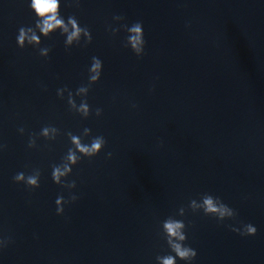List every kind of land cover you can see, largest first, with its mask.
<instances>
[{"label": "clouds", "instance_id": "1", "mask_svg": "<svg viewBox=\"0 0 264 264\" xmlns=\"http://www.w3.org/2000/svg\"><path fill=\"white\" fill-rule=\"evenodd\" d=\"M80 6V0H69V6ZM60 0H31L30 9L35 14L36 20L34 26H21L18 29L16 37L17 46L21 49L26 46H33L39 49V55L44 58L49 57L51 52L50 47H40L41 36L48 38L54 32L59 31L65 37L64 46L65 51L69 52L75 46L87 47L92 43L93 37L91 30L87 26H81L75 15H71L65 20L60 14ZM116 22H122L125 17L116 15L113 17ZM121 28L127 32V36L123 42V46L130 48L131 51L138 57L145 54V39L143 24L141 21H136L130 26L126 23H121L120 27H113L108 25L107 31L116 36ZM39 33L40 35H38ZM103 62L100 58L93 56L91 64L88 68V82L86 85H81L73 93V91L65 85L57 89V96L60 99L65 98L67 93V104L69 111L78 114L83 119H87L92 114V109L88 104V94L92 85L98 83L101 78ZM76 97H80V103L77 104ZM133 108L137 105L133 104ZM103 114V109L96 108L95 115L100 117ZM19 133L23 135L25 128L20 127ZM60 129L53 125H45L40 132L29 133L27 147L35 149L38 147L37 139L42 137L46 141H55L60 135ZM70 140L71 147L68 148L66 155H64L59 164L53 163L51 165V179L52 181L69 191L68 199L61 194L56 200V214L63 215L64 206L76 202L79 197L75 195L72 190L76 189L77 183L75 180L68 181L67 177L72 174L73 167L81 162L82 158L89 160L97 156L106 146V139L103 135L91 136V129L85 127L81 135H75L71 131L65 133ZM91 137L89 143L84 142V138ZM161 146L163 142L161 141ZM7 146L0 144V151H3ZM108 158H111L112 153L108 152ZM41 171L39 168H33L30 174L21 171L13 176V181L16 183H23L29 190H34L40 187ZM188 209L193 213L202 211L206 216H212L217 219L219 223L225 220L235 219L237 216L236 210L229 207L223 200L210 193L201 194L199 201L191 199L188 204ZM186 209L181 206L178 209L177 215L185 216ZM186 224L182 219H176L174 216L167 217L161 224V235L170 250L167 255H158L156 257L157 264H177V258L184 261L185 264H192L195 260L197 252L192 247L185 244L187 235L185 232ZM232 231L238 232L241 236H254L257 233V228L251 224H242L240 227H233L229 225ZM12 242L11 237L0 238V249L6 248Z\"/></svg>", "mask_w": 264, "mask_h": 264}]
</instances>
